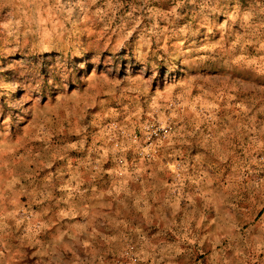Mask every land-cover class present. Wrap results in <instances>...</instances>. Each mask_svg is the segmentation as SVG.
I'll use <instances>...</instances> for the list:
<instances>
[{
	"label": "rangeland",
	"instance_id": "rangeland-1",
	"mask_svg": "<svg viewBox=\"0 0 264 264\" xmlns=\"http://www.w3.org/2000/svg\"><path fill=\"white\" fill-rule=\"evenodd\" d=\"M130 258L264 264V0H0V264Z\"/></svg>",
	"mask_w": 264,
	"mask_h": 264
},
{
	"label": "built area",
	"instance_id": "built-area-1",
	"mask_svg": "<svg viewBox=\"0 0 264 264\" xmlns=\"http://www.w3.org/2000/svg\"><path fill=\"white\" fill-rule=\"evenodd\" d=\"M170 132V127L169 126H156L151 129V133L153 136L159 137L162 135H166L167 133ZM124 264H135L132 258L127 260Z\"/></svg>",
	"mask_w": 264,
	"mask_h": 264
}]
</instances>
